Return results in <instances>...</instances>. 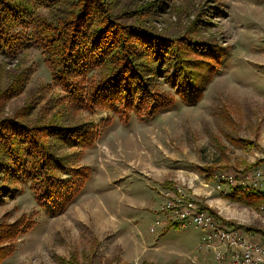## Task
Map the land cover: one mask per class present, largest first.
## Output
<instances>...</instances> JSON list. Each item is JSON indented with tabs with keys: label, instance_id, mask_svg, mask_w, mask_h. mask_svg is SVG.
Returning a JSON list of instances; mask_svg holds the SVG:
<instances>
[{
	"label": "rangeland",
	"instance_id": "1",
	"mask_svg": "<svg viewBox=\"0 0 264 264\" xmlns=\"http://www.w3.org/2000/svg\"><path fill=\"white\" fill-rule=\"evenodd\" d=\"M122 3L140 10L159 34L207 42L214 59L198 66L183 93L165 73L152 76L150 89L173 98L167 108L133 100L132 107L85 110L67 104L40 48L29 44L15 54L0 51L2 87L11 74L29 72L23 92L5 105V116L35 102L36 113L46 111L45 120L59 118L61 111L66 125H86L97 133L90 146L54 147L57 157L84 173L63 212L50 214L29 181L16 183V196L0 198V219L9 213L15 221L25 214L34 222L2 264H61L74 252L82 264H217L212 250L198 249L204 229L161 211L166 182L218 218L264 238V210L225 198L208 179L222 169L252 170L264 160V0ZM136 18L132 12L120 15L124 24ZM189 56L201 58L190 51ZM246 185L263 190L259 182ZM159 217L161 224L155 225Z\"/></svg>",
	"mask_w": 264,
	"mask_h": 264
},
{
	"label": "trees",
	"instance_id": "2",
	"mask_svg": "<svg viewBox=\"0 0 264 264\" xmlns=\"http://www.w3.org/2000/svg\"><path fill=\"white\" fill-rule=\"evenodd\" d=\"M122 2L0 0V51L15 54L29 44L40 48L52 81L74 109H111L120 105L127 108L133 106V100L137 105L152 100L167 108L173 98L150 89L152 76L165 73L169 83L183 93L195 79L198 66L214 59L215 49L207 42L159 34L140 10L133 6L129 10ZM40 8L48 14L41 13ZM131 12L138 16L132 24L120 21V15ZM189 51L199 54L200 60L187 57ZM16 74L9 76L7 87H2L0 75V198L16 196V183L29 181L38 200L49 204L50 214L56 216L73 201L83 183L79 175L84 173L81 169L75 171L64 157H57L54 147L90 146L97 133L86 125H66L61 111L59 118L53 115L55 119L45 120L46 111L36 113L35 102L13 117L5 116L7 102L22 93L27 84L29 72L22 69ZM263 163L264 160L257 167ZM207 169L213 174L212 167ZM164 185L170 187L172 182ZM222 195L264 210L263 190L230 187ZM218 220L227 226L236 225ZM33 226V220L25 214L15 221L10 220L9 213L1 217L0 264L13 254L20 236ZM60 263L82 264L76 252L69 259H60Z\"/></svg>",
	"mask_w": 264,
	"mask_h": 264
},
{
	"label": "built area",
	"instance_id": "3",
	"mask_svg": "<svg viewBox=\"0 0 264 264\" xmlns=\"http://www.w3.org/2000/svg\"><path fill=\"white\" fill-rule=\"evenodd\" d=\"M215 189L225 192L227 188L245 187L247 181L260 183L264 191V163L242 172L232 169L220 171L212 176ZM208 185V184H206ZM227 185V188L225 187ZM165 202L162 212H170L176 222L192 223L205 230L198 249L214 252L217 264H264V238L236 224L227 226L182 191L179 186L163 190ZM264 209V206H262ZM161 223L157 218L155 225ZM197 257L194 258V261Z\"/></svg>",
	"mask_w": 264,
	"mask_h": 264
},
{
	"label": "crops",
	"instance_id": "4",
	"mask_svg": "<svg viewBox=\"0 0 264 264\" xmlns=\"http://www.w3.org/2000/svg\"><path fill=\"white\" fill-rule=\"evenodd\" d=\"M169 223L168 224H172V223H174L173 221H168ZM161 224V223H160ZM166 225H167V223H166V221L165 222H163V228L162 229H165V227H166ZM153 226V225H152ZM152 228V227H151ZM138 257H136L135 259H134V262H135V260L137 259ZM198 259V258H197ZM131 264V263H130ZM133 264H138V263H133Z\"/></svg>",
	"mask_w": 264,
	"mask_h": 264
}]
</instances>
